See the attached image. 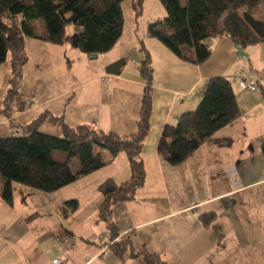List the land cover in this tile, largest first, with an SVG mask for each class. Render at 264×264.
Returning a JSON list of instances; mask_svg holds the SVG:
<instances>
[{
	"label": "crops",
	"instance_id": "0c3cea01",
	"mask_svg": "<svg viewBox=\"0 0 264 264\" xmlns=\"http://www.w3.org/2000/svg\"><path fill=\"white\" fill-rule=\"evenodd\" d=\"M121 38L98 55L68 43L26 38L28 61L9 114L0 112V137L22 134L46 112L72 127L90 125L119 135L137 132L146 86L140 67L148 51L154 77L150 132L141 153L146 178L135 198L115 204L111 215L120 233L117 240L130 242L128 251L122 258L116 255L108 223L99 217L100 184L131 177L129 158L122 152L43 197L56 207V223L39 209L23 211L15 198L12 206L6 204L9 208L0 200V264H52L56 257L68 264H147L131 257V250L159 255L165 264H264V42L242 54L233 39L213 38L210 58L197 63L193 50H188L189 60L182 59L149 34L140 45ZM216 53L226 61L215 69ZM122 58L128 61L121 73L106 70ZM214 76L230 81L240 115L185 162L171 165L158 150L164 128L198 106ZM249 78L258 80L257 90L241 89L240 80ZM11 79L8 57L0 67V108ZM38 130L62 135L60 126L50 121ZM102 154L108 156L105 150ZM78 168L75 164L72 170ZM74 198L78 209L64 216L63 203ZM64 234L67 242L62 241Z\"/></svg>",
	"mask_w": 264,
	"mask_h": 264
},
{
	"label": "trees",
	"instance_id": "16d2710c",
	"mask_svg": "<svg viewBox=\"0 0 264 264\" xmlns=\"http://www.w3.org/2000/svg\"><path fill=\"white\" fill-rule=\"evenodd\" d=\"M123 1L0 0V67L10 57L12 69L11 86L0 112L9 114L17 94L28 61L26 38L60 45L68 43L91 55L108 52L123 34ZM131 1L136 15H141L144 0ZM161 2L167 15L149 23L148 34L182 59H190L185 53L189 49L194 51L195 62H206L212 54L209 41L213 38L229 37L242 49L264 42V0ZM70 27L73 33H69ZM145 53L140 73L146 86L137 132L119 135L90 125L72 127L63 117L46 112L30 123L22 134L0 137V200L11 206L14 182L52 193L111 163L119 153L127 154L131 177L121 183L109 178L99 186L103 195L99 217L108 223V240L120 258L128 251L130 242L117 240L120 233L111 221L112 210L115 204L134 199L146 178L141 153L150 132L154 69L149 52L145 50ZM127 61L122 58L106 70L121 73ZM239 115L238 100L230 81L222 76L211 77L198 106L183 113L176 125L164 128L159 153L169 164L179 165ZM45 121L60 126L62 135L40 132L38 128ZM104 150L108 156L102 154ZM73 158L79 159L76 171L70 166ZM78 207V199L67 200L62 205V213L68 216ZM130 256L141 257L147 264H165L159 255L146 251L131 250Z\"/></svg>",
	"mask_w": 264,
	"mask_h": 264
},
{
	"label": "rangeland",
	"instance_id": "374dc122",
	"mask_svg": "<svg viewBox=\"0 0 264 264\" xmlns=\"http://www.w3.org/2000/svg\"><path fill=\"white\" fill-rule=\"evenodd\" d=\"M122 9L124 15V27L123 34L121 40L125 43L136 42L140 45L142 40L148 42L149 39H144V35L148 34V25L149 23L157 20L164 19L167 15V11L161 2V0H144L143 8L141 15H136V10L134 9L133 3L131 0H125L122 2ZM69 33H73V29L69 28ZM137 38V39H136ZM153 42H157L158 44H162L161 41L157 38L150 37ZM153 46V44L149 43ZM140 47V46H139ZM186 49V48H185ZM189 49L185 50V53L188 54ZM140 51V48L138 49ZM214 67L219 68L225 63L226 58H224L219 53L215 54ZM244 62L246 59L243 58ZM216 63V64H215ZM75 164H79L78 158H73L71 160L70 166L71 168H75ZM52 194L51 192H45L42 190L34 189L32 187L26 186L21 183L14 182L13 183V195L15 198V202L18 207L22 208L23 211H32L34 208L39 209L40 212L46 217L48 221H52L56 223V207L54 208L51 201H46L43 197L46 195ZM2 202V201H1ZM5 203V202H3ZM7 203H5V207ZM47 207V208H45ZM9 208V207H7ZM19 210V209H18ZM61 216L60 211H57V216Z\"/></svg>",
	"mask_w": 264,
	"mask_h": 264
},
{
	"label": "built area",
	"instance_id": "2783aa9c",
	"mask_svg": "<svg viewBox=\"0 0 264 264\" xmlns=\"http://www.w3.org/2000/svg\"><path fill=\"white\" fill-rule=\"evenodd\" d=\"M240 87L242 90H257L258 89V80L256 79H242L240 80ZM68 238L64 235L63 236V242H67ZM52 264H68L66 259H63L61 257H56L52 260Z\"/></svg>",
	"mask_w": 264,
	"mask_h": 264
},
{
	"label": "water",
	"instance_id": "95a60500",
	"mask_svg": "<svg viewBox=\"0 0 264 264\" xmlns=\"http://www.w3.org/2000/svg\"><path fill=\"white\" fill-rule=\"evenodd\" d=\"M236 47H237V49H238V51H239L240 53H242V54H246V53L243 51V49H242V47L240 46L239 43L236 44Z\"/></svg>",
	"mask_w": 264,
	"mask_h": 264
}]
</instances>
